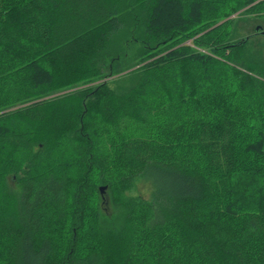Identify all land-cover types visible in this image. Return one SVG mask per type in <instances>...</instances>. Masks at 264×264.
<instances>
[{
	"label": "trees",
	"instance_id": "trees-1",
	"mask_svg": "<svg viewBox=\"0 0 264 264\" xmlns=\"http://www.w3.org/2000/svg\"><path fill=\"white\" fill-rule=\"evenodd\" d=\"M239 15L264 0H0V264H264Z\"/></svg>",
	"mask_w": 264,
	"mask_h": 264
},
{
	"label": "rangeland",
	"instance_id": "rangeland-1",
	"mask_svg": "<svg viewBox=\"0 0 264 264\" xmlns=\"http://www.w3.org/2000/svg\"><path fill=\"white\" fill-rule=\"evenodd\" d=\"M234 17V16H233ZM235 18H238L235 20L236 25V36L235 39H242L245 38L249 35L253 34V29L255 27H261V31H264V20L262 19H254L252 17H248L245 15H242L239 17L235 16ZM249 46L255 50H257L258 52H261L262 55H264V38L262 36H255L254 38L249 40ZM125 73H121L119 75H114V76H109L106 77L100 81H98L97 83H91L88 84L89 86H94L98 83H104V82H110L118 79L119 77H123ZM87 86V85H86ZM133 196H140V198L142 197L145 200L150 199V187L146 182L143 181H139L136 184V188H134V190L130 193ZM107 196H105L104 194L102 195V199H106ZM108 203L104 204L103 206V210H105V212L108 210Z\"/></svg>",
	"mask_w": 264,
	"mask_h": 264
},
{
	"label": "water",
	"instance_id": "water-1",
	"mask_svg": "<svg viewBox=\"0 0 264 264\" xmlns=\"http://www.w3.org/2000/svg\"><path fill=\"white\" fill-rule=\"evenodd\" d=\"M255 29H256V30H258V29H259V27H256ZM101 189H102V188H101ZM101 189H100V191H102Z\"/></svg>",
	"mask_w": 264,
	"mask_h": 264
}]
</instances>
